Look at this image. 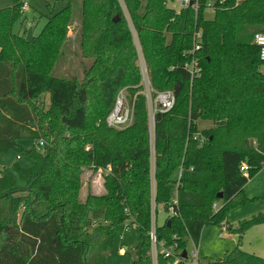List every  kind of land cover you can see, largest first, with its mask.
Masks as SVG:
<instances>
[{
  "label": "trees",
  "instance_id": "obj_1",
  "mask_svg": "<svg viewBox=\"0 0 264 264\" xmlns=\"http://www.w3.org/2000/svg\"><path fill=\"white\" fill-rule=\"evenodd\" d=\"M22 1L0 9V156L15 152L33 165L16 162L18 176H10L0 163V264H109L117 231L132 226L140 232L132 264H152L153 210L167 213L178 198L180 216L157 225V236L188 251L189 236L199 245L207 225L220 226L246 203L244 187L264 169V62L254 44L255 35L264 34V0H227L213 20L205 17L207 0L198 12L176 11L167 0H123L153 90L176 96L172 111L155 116L154 163L133 33L120 0H45L50 16L40 37L51 36L55 47L39 58L34 42L14 33ZM60 2L65 6L56 12ZM75 16L83 55L93 63L83 66L81 79L52 75ZM196 32L201 49L194 52ZM193 56L202 68L196 79L185 68ZM125 87L133 123L109 128L105 120ZM199 121L214 127L200 131ZM23 141L33 144L26 148ZM99 171L101 194L93 187ZM256 201L264 204V195ZM260 225L264 213L229 225L239 246L209 264H264L240 248ZM159 264L183 262L160 256Z\"/></svg>",
  "mask_w": 264,
  "mask_h": 264
},
{
  "label": "rangeland",
  "instance_id": "obj_2",
  "mask_svg": "<svg viewBox=\"0 0 264 264\" xmlns=\"http://www.w3.org/2000/svg\"><path fill=\"white\" fill-rule=\"evenodd\" d=\"M122 1V0H121ZM168 7L171 9H175L176 11H180L182 9V5L180 0H167ZM13 6V0H0V9H6ZM64 3H57L55 11L58 12L64 7ZM215 13L213 11L208 10L206 12V18L208 20L214 19ZM50 16V9L47 6L45 0H31L29 3V8L24 11V15L21 20H19L14 26V33L25 38L27 40L28 32L32 30V41L34 42V54L37 58H39L41 53L43 55H51L54 53V50H49L55 47L54 39L51 36L40 37L41 31L43 30L45 24L47 23L48 17ZM132 23V22H131ZM133 27V26H132ZM80 30L81 24L79 22L78 16H75L73 22L67 26V34L66 40L62 47V54L56 58L55 65L51 70L52 75L55 76H67L68 74H75L80 79L83 77V66H89L93 63L92 58L86 57L83 55L82 47L80 46ZM134 41V48L136 51V63L140 72V84L138 85L139 94L145 97V93L147 92V88L143 85V74L140 68V57H144L147 74L151 82L150 71L148 69V65L144 56V52L140 45L139 39H137V44ZM60 47V46H59ZM20 55V51L18 53ZM152 86V84H151ZM127 93L129 99H132L130 91L127 87L124 88ZM153 91V86H152ZM149 91V87H148ZM91 103H96V96H91ZM146 100V98H145ZM42 101L46 106L49 105V95H43ZM214 124L210 121H199L198 129H210L213 128ZM155 136V133L153 134ZM151 145H152V163H154L155 151L153 149L154 146V136L151 137ZM21 144L29 148L33 143L31 141H23ZM19 162L22 167H30L33 165V160L22 156L20 160H18V155L15 152H10L8 154H3L0 156V163L7 169V174L10 176H18L14 164ZM106 173V171H105ZM89 174L87 175V177ZM104 176L102 171L97 173V177L94 180L93 187L97 194H101L104 192ZM25 186V181L22 179H18V188H23ZM83 195L85 193L83 192ZM244 195L246 196V203L236 206L231 209L227 215L226 222L232 228L238 227L240 222L249 220L250 218L256 216L259 213H264V204H261L258 200L261 196L264 195V169L258 173L250 182L244 187ZM216 210H218L221 204H215ZM214 205V206H215ZM169 212H165L162 207L158 208L157 215V224L161 226L167 217H169ZM223 222L220 226L209 224L207 225L202 234L200 249L203 252V258L201 259L200 264H209L211 261L215 260H223L226 257V254L239 246V237L237 234L229 232V225ZM227 227L226 231H221V227ZM124 235V243L121 242V235ZM222 234V237L219 238L218 235ZM139 229L137 227L132 226L129 231L123 232L122 230L117 231L116 242L114 244V249L112 251V264H118L117 261H126L127 259H122L118 253L124 251L125 249H129L132 251L135 245L139 241ZM243 244H241L240 248L248 253L256 254L257 256L264 258V225H260L258 228H253L250 232L245 235L243 239ZM261 247V251L259 248ZM188 252L193 250V245L189 242ZM128 252V250H127ZM201 252V250H200ZM120 254V253H119ZM116 261V262H115ZM190 262V261H189ZM125 264V263H124ZM159 264V263H158Z\"/></svg>",
  "mask_w": 264,
  "mask_h": 264
},
{
  "label": "built area",
  "instance_id": "obj_3",
  "mask_svg": "<svg viewBox=\"0 0 264 264\" xmlns=\"http://www.w3.org/2000/svg\"><path fill=\"white\" fill-rule=\"evenodd\" d=\"M31 0H23L22 1V11H26L29 8V3ZM227 0H207L206 3V12L208 10L213 11L214 13L217 12L220 7L226 3ZM240 1V0H238ZM120 2L122 3L123 13L128 21L131 31L133 33V37L135 39V43L137 44V36L134 32L132 27L130 16L126 10V7L123 3V0ZM180 3L183 8L192 7L196 12L199 11L201 4L200 0H180ZM195 47L194 52L199 51L201 49V32H196L195 36ZM254 44L260 49V58L264 62V34H256L254 37ZM140 68L143 74V85L146 86L147 92L145 93L146 98V106L149 112V119H150V134L153 137L155 132V116L157 113H168L172 111L176 105V96L175 93L171 90L166 91H152L151 82L149 77L146 76L147 74V67L144 60V57H140ZM185 68L189 71L192 79L199 78L202 75V68L199 62V59L195 56L191 57L186 65ZM149 87V91H148ZM134 119V103L129 99L128 93L125 89H122L114 103V107L111 112L108 114L105 122L109 128L122 130L128 128ZM197 139V137H195ZM205 139L202 138V142ZM44 146L43 142H40L39 148ZM241 171L244 173L248 172V167L245 165L241 168ZM154 194V192H153ZM173 205L168 210L170 216L179 217L180 212L178 210V198L176 197L173 200ZM155 209V207H154ZM216 209V205L214 206ZM157 213L153 210L152 215V227L150 231V256L152 259V264H158L160 256L164 258H173L175 259V263L183 262V264H200L201 262V252L200 246L197 245L192 238L189 236V242L193 245V250L191 252L187 251V258H183L184 251L176 250V245L174 246H166L165 243H160L157 236ZM135 227V226H134ZM227 227H221V231L225 232ZM123 232H127V227L122 229ZM219 237H222V234H219ZM190 261V262H189Z\"/></svg>",
  "mask_w": 264,
  "mask_h": 264
},
{
  "label": "crops",
  "instance_id": "obj_4",
  "mask_svg": "<svg viewBox=\"0 0 264 264\" xmlns=\"http://www.w3.org/2000/svg\"><path fill=\"white\" fill-rule=\"evenodd\" d=\"M18 160H20V157L18 156ZM259 226H257V228H258ZM256 228V227H255ZM252 230V229H251ZM250 230V231H251ZM250 231H248V232H250ZM247 232V233H248ZM127 233V232H126ZM246 233V234H247ZM203 234V233H202ZM245 234V235H246ZM124 235L125 234H123V235H121L120 237H121V242L122 243H124ZM218 237H219V235H218ZM219 238H221V237H219ZM245 238V236L243 237V239ZM201 239H202V237H201ZM200 244H201V241H200ZM200 244H199V246H200ZM242 244H243V242H242ZM113 249H114V246L112 247V249H110V251H109V256H108V262H109V264H112V261H111V259H112V251H113ZM127 250H128V252H127ZM125 249L124 251H121L120 250V254L118 253V255L122 258V259H127V257H128V260H126V261H117V263L118 264H132V262H133V260H134V252H133V250L132 251H130L129 249ZM201 250V257L203 258L204 256H203V252H202V249H200ZM259 251H261V247L259 248ZM259 256H261V255H259ZM201 258V259H202ZM116 262V261H115Z\"/></svg>",
  "mask_w": 264,
  "mask_h": 264
},
{
  "label": "water",
  "instance_id": "obj_5",
  "mask_svg": "<svg viewBox=\"0 0 264 264\" xmlns=\"http://www.w3.org/2000/svg\"><path fill=\"white\" fill-rule=\"evenodd\" d=\"M117 19H118V17H117ZM117 19H115V22L117 21ZM27 41H29V42L32 41V30H30V31L28 32ZM218 198H219V199H222V198H223V194L220 193V194L218 195ZM183 258H184V259L187 258V251H184V253H183Z\"/></svg>",
  "mask_w": 264,
  "mask_h": 264
}]
</instances>
